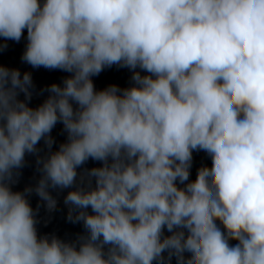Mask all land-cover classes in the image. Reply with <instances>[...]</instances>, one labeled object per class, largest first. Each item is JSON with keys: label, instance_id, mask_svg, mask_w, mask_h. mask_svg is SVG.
Listing matches in <instances>:
<instances>
[{"label": "clouds", "instance_id": "obj_1", "mask_svg": "<svg viewBox=\"0 0 264 264\" xmlns=\"http://www.w3.org/2000/svg\"><path fill=\"white\" fill-rule=\"evenodd\" d=\"M25 30L21 61L69 75L33 107L0 64V264H264V0H0V53ZM61 193L71 241L38 235Z\"/></svg>", "mask_w": 264, "mask_h": 264}, {"label": "water", "instance_id": "obj_2", "mask_svg": "<svg viewBox=\"0 0 264 264\" xmlns=\"http://www.w3.org/2000/svg\"><path fill=\"white\" fill-rule=\"evenodd\" d=\"M26 36L27 32L24 31V37L19 43L14 41H7V49L0 53V64L7 66L9 68H17L23 74V72L28 71L32 75V79L35 85L33 90L34 94L31 99L30 106H37L43 102L47 97V93L44 92L42 95H38L41 89L49 86L51 83L55 82L57 84L62 83V78L68 73L59 71V70H48L45 68L34 69L30 65L23 63L21 61V55L24 51L26 45ZM131 70L127 68H121L118 66H113L111 68H106L99 76L93 77V82L97 90L103 89L110 84H116L121 88L129 86L131 83ZM20 98L23 99V94L20 95ZM53 137L56 139V144L53 146L54 150L58 147L59 143L66 139V136L62 134V125L57 124L52 132ZM42 146V142H41ZM28 166H26L22 172V177L20 182L13 186V190L22 191L26 184H35L34 176H38V173H35L34 158L29 156ZM95 162L89 161L88 166H92ZM207 165L211 166L210 157L203 151L193 152V164L191 168V179H194L196 176L197 169L202 166ZM56 196V193H52ZM63 195L61 193L58 199V208L52 213H47L42 206L39 211V223L37 225L38 235H51L55 234L58 238L66 241H71L75 239L77 233H82L84 231L82 224H72L66 220L67 209L63 205ZM29 202L31 206L35 209L39 198L33 194L29 197ZM231 244L237 243L236 241H230ZM172 264H176L175 259H173Z\"/></svg>", "mask_w": 264, "mask_h": 264}]
</instances>
